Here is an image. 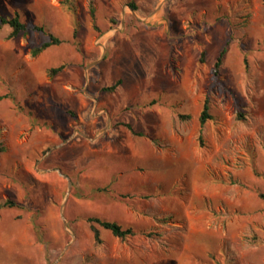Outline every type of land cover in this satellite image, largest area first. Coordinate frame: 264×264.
Masks as SVG:
<instances>
[{"label": "rangeland", "instance_id": "1", "mask_svg": "<svg viewBox=\"0 0 264 264\" xmlns=\"http://www.w3.org/2000/svg\"><path fill=\"white\" fill-rule=\"evenodd\" d=\"M0 13L29 28L0 25V264H264V0ZM35 25L63 42L34 55ZM92 216L135 234L97 244Z\"/></svg>", "mask_w": 264, "mask_h": 264}, {"label": "trees", "instance_id": "2", "mask_svg": "<svg viewBox=\"0 0 264 264\" xmlns=\"http://www.w3.org/2000/svg\"><path fill=\"white\" fill-rule=\"evenodd\" d=\"M130 6L133 9H137V6L134 2L130 3ZM94 21H95V13L94 11L92 12ZM0 25H9L12 28V31L10 33V37H16L22 32H27L28 31V25L23 19L21 18V15L19 13H16L15 15L11 16H6L0 13ZM95 27H97V24L95 22ZM35 29L45 32L46 34L49 35V40L43 42L40 46L36 47L33 50V54L37 55L41 53L42 51L50 48L53 45H58L63 42V39L55 35L53 32L49 31L44 25H35ZM225 49L218 55L216 61H215V70L218 72L219 68L221 67L223 63V58L225 55ZM204 54V52H203ZM203 60V58H202ZM66 64H62L58 67H54L51 69V75H55L56 73L62 71L65 68ZM121 81L119 80L117 83L111 86H106L103 89L106 91H112L114 90ZM181 117L183 119H189L191 116L190 115H184L182 114ZM210 119H213V115L210 113V102L209 99H206L204 102V107L200 115V123L202 126H204ZM200 140L203 142V137L200 136ZM3 151V147L0 142V152ZM19 204L11 199H8L6 201L0 202V209L7 208V207H17ZM88 221L91 223V230L94 234V238L97 244H101L103 242L102 237H101V230L97 226L98 224L104 227L105 229L111 231V233L125 241L127 240L130 236L134 235V229L132 227H124L122 224L116 222V221H111V220H103L100 217L97 216H92L88 218Z\"/></svg>", "mask_w": 264, "mask_h": 264}, {"label": "crops", "instance_id": "3", "mask_svg": "<svg viewBox=\"0 0 264 264\" xmlns=\"http://www.w3.org/2000/svg\"><path fill=\"white\" fill-rule=\"evenodd\" d=\"M112 2H114V3H116V1H118V0H111ZM112 35V34H111Z\"/></svg>", "mask_w": 264, "mask_h": 264}]
</instances>
